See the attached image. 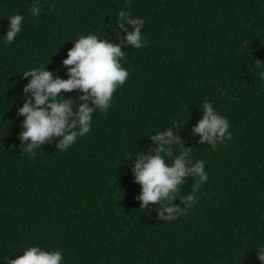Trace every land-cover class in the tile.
I'll list each match as a JSON object with an SVG mask.
<instances>
[{"label":"trees","instance_id":"1","mask_svg":"<svg viewBox=\"0 0 264 264\" xmlns=\"http://www.w3.org/2000/svg\"><path fill=\"white\" fill-rule=\"evenodd\" d=\"M34 3L0 0V40L7 17H25L16 40L0 42V260L38 245L62 251L65 264H262L264 80L255 63H264V0H39L38 17ZM121 10L144 19L147 44L122 47L129 76L108 113H95L90 133L66 151L53 140L35 156L21 153L17 109L31 79L22 72L48 64L67 79L62 62L81 34L123 44L114 29ZM205 99L230 121L232 139L214 150L193 133ZM166 128L209 176L174 221L140 209L141 185L125 159L146 153L154 146L146 135Z\"/></svg>","mask_w":264,"mask_h":264},{"label":"clouds","instance_id":"2","mask_svg":"<svg viewBox=\"0 0 264 264\" xmlns=\"http://www.w3.org/2000/svg\"><path fill=\"white\" fill-rule=\"evenodd\" d=\"M30 12L33 17L40 15L39 0H35ZM116 17V37L124 33V43H113L95 34H81L71 39L74 46L62 62L66 67L70 66L67 67V79L50 71L48 64L22 72L24 79H31L23 89L25 102L17 109V115L24 117L23 130L19 134L21 153L35 156L37 149L53 140L57 141L59 151H66L78 138L90 133L95 113H108L115 91L124 85L129 76L128 69L121 63L126 53L122 47L140 49L147 44V37L142 34L145 24L143 18L133 17L130 12L123 10ZM7 18L10 23L0 42L11 45L20 34L25 17L16 13ZM255 68L261 69L257 77L264 80V63L256 60ZM62 90H79L82 94L78 98L65 97L61 94ZM202 108V118L193 128V133L200 134L199 142H207L214 150L218 144L232 139L230 121L207 99L203 101ZM176 132L173 128H166L146 135L154 146H149L146 153L142 151L125 158L132 161L130 168L135 181L141 185V192L136 197L142 202L140 209H156L162 221H174L186 215L198 202L200 187L209 179L205 162H193L191 148L184 146V141ZM177 146L180 151H176ZM174 152L178 155L173 156ZM169 157L173 158L170 163H166ZM188 177L195 181L191 194L181 195ZM177 198L181 202L179 205L173 203ZM22 251L23 254L16 259H9V255L0 261H8V264H65L64 255L58 249L47 250L33 245ZM258 259L264 264V245L258 250Z\"/></svg>","mask_w":264,"mask_h":264}]
</instances>
